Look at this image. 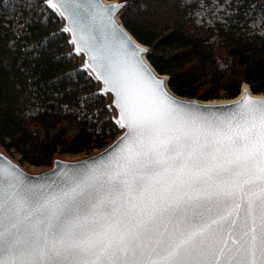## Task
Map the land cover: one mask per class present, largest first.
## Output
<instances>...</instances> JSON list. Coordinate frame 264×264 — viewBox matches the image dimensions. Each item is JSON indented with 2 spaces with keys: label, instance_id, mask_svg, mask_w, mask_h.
Instances as JSON below:
<instances>
[{
  "label": "snow or ice",
  "instance_id": "1",
  "mask_svg": "<svg viewBox=\"0 0 264 264\" xmlns=\"http://www.w3.org/2000/svg\"><path fill=\"white\" fill-rule=\"evenodd\" d=\"M93 58L126 132L54 188L0 177V264H264V104L196 115Z\"/></svg>",
  "mask_w": 264,
  "mask_h": 264
},
{
  "label": "trees",
  "instance_id": "2",
  "mask_svg": "<svg viewBox=\"0 0 264 264\" xmlns=\"http://www.w3.org/2000/svg\"><path fill=\"white\" fill-rule=\"evenodd\" d=\"M128 1L118 21L175 97L264 96V0ZM105 100L44 0H0L1 149L42 169L99 151L118 135Z\"/></svg>",
  "mask_w": 264,
  "mask_h": 264
},
{
  "label": "water",
  "instance_id": "3",
  "mask_svg": "<svg viewBox=\"0 0 264 264\" xmlns=\"http://www.w3.org/2000/svg\"><path fill=\"white\" fill-rule=\"evenodd\" d=\"M45 5L57 16L61 31L66 37L71 53L78 59L79 67L96 86L98 95L106 100L111 119L118 135L103 149L73 161L54 158L50 166L42 173L29 174L20 164L0 148V177L19 181L28 187H56L62 181L84 171L88 167L102 163L125 134L126 129L119 126V108L115 94L107 90L99 78L98 59L101 54L113 59H126L131 65L151 81L160 83L165 97L181 110L205 117L226 116L245 98L258 104H264V96H254L247 86L239 90L238 95L228 101L198 102L175 97L167 88V78L157 75L147 63V49L137 44L121 27L118 17L129 6L130 1L106 2L104 0H44ZM138 53V54H137ZM233 101V102H232ZM250 222L243 216L237 220V231L242 233Z\"/></svg>",
  "mask_w": 264,
  "mask_h": 264
},
{
  "label": "rangeland",
  "instance_id": "4",
  "mask_svg": "<svg viewBox=\"0 0 264 264\" xmlns=\"http://www.w3.org/2000/svg\"><path fill=\"white\" fill-rule=\"evenodd\" d=\"M83 157H85V156H82V157H60V158L56 157V158L63 160V161H73V160L81 159ZM13 160L16 161V159H14V158H13ZM20 166L29 174H39V173H42L46 170V169H42V168L27 167L25 165H20Z\"/></svg>",
  "mask_w": 264,
  "mask_h": 264
},
{
  "label": "bare ground",
  "instance_id": "5",
  "mask_svg": "<svg viewBox=\"0 0 264 264\" xmlns=\"http://www.w3.org/2000/svg\"><path fill=\"white\" fill-rule=\"evenodd\" d=\"M242 88L244 89L245 87L244 86H242ZM105 98H107V97H105ZM233 102V101H232Z\"/></svg>",
  "mask_w": 264,
  "mask_h": 264
}]
</instances>
